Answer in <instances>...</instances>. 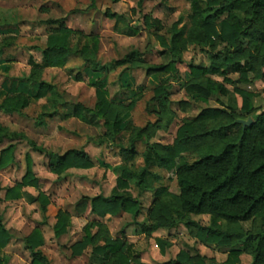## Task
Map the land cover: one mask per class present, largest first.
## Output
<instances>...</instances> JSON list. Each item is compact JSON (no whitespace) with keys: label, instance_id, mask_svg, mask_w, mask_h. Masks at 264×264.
Returning <instances> with one entry per match:
<instances>
[{"label":"rangeland","instance_id":"374dc122","mask_svg":"<svg viewBox=\"0 0 264 264\" xmlns=\"http://www.w3.org/2000/svg\"><path fill=\"white\" fill-rule=\"evenodd\" d=\"M90 5V0H0V99L17 94L33 97L35 87L21 83L19 79L29 77L32 63H43L41 51L45 49L47 37L57 28V25H48L49 21L63 20L77 32L71 37L72 46L79 42L85 44L82 40L84 35H97L96 59L100 67L106 68L105 71L93 72L82 59L70 56L63 67L45 68L35 75L36 79L57 85L64 93L66 103L59 115L45 119L42 126L38 125L37 119L46 103L44 99L31 100L29 107L20 115L0 113V124L25 135L55 156L76 150L86 152L92 160L90 169L69 170L58 179L48 168L55 163V158L33 152L24 140H6L0 145V149L14 145L13 162L0 171V213L12 234L11 242L3 251L9 258L8 264L31 262L23 239L42 220L36 202L40 193L49 202L48 226L42 228L45 244L40 250L52 264H102L103 260L93 255L92 249L102 246L103 239L108 237L121 239L131 264H172L180 253H187L189 257L199 255L206 259L205 264L224 263L231 250L241 249L236 243L237 235L251 231V222L231 225L221 222L222 230L233 236V244L227 247L205 246L196 239L195 229L183 225L170 231L152 232L149 236L142 232L143 226L149 225L148 211L159 199L155 195L157 191L166 190L163 196L165 204H174V197L179 193L175 172L178 167L192 161L189 154L177 158L171 172L152 168L151 172L159 175V180L149 191L141 192L130 182L128 192L140 200L139 217L133 219L121 213L104 219L105 225L95 233L92 248H86L80 256H73L70 248L80 240L83 227L91 220L83 200L112 194L119 175L114 173L115 167H143L142 155L150 144L172 145L180 126L192 121L205 108H220L218 100L223 106L239 109L242 100L236 90L251 94L255 107H264V69L261 73H245L243 60L239 61V70L230 68L224 76H206L223 82L229 93L223 98H211L207 103L200 102L195 94L186 91L191 83L189 66L210 65L208 55L200 49L192 47L183 54V64L177 65L175 79L171 80L172 75L162 71L150 70L171 61L162 43L168 42V31L178 21L188 26L190 4L187 0H98L94 8ZM80 35L83 36L80 38ZM221 49L217 47L212 51L216 53ZM134 52L138 54L134 62L117 65ZM167 77L170 78L169 95L158 100L154 90L162 86V80ZM224 79L230 82L226 83ZM94 83H105L112 110L121 114L122 125L115 144L103 140L105 130L102 121L83 112L89 121L85 123L74 115L77 106L94 109ZM129 104L133 105L131 110L127 109ZM136 130H142L143 135L135 144L136 155L126 161L124 152ZM27 154L33 160L39 186L37 189H25L23 195L21 191L19 200L8 202L4 200L5 191L21 181ZM66 212L72 216L67 224L68 232L56 238L53 230L55 219L57 221L59 213ZM191 219L202 227L210 223L207 215ZM157 239L164 240L169 246L162 250ZM239 264H252V257L241 254Z\"/></svg>","mask_w":264,"mask_h":264},{"label":"trees","instance_id":"16d2710c","mask_svg":"<svg viewBox=\"0 0 264 264\" xmlns=\"http://www.w3.org/2000/svg\"><path fill=\"white\" fill-rule=\"evenodd\" d=\"M90 1V7L94 8L98 0ZM187 1L190 4L188 26L178 21L168 31V42L165 40L162 43L171 61L150 70L162 71L172 75L171 80L175 79L178 74L177 65L183 64V54L192 47L200 49L208 55L210 65L189 66L191 83L186 91L195 94L200 102L207 103L211 98H223L229 94L223 82L207 78L208 74L224 76L230 68L239 70L240 60L244 61L245 73H261L264 69V0ZM48 25H57V28L47 37L45 49L41 51L43 63H32L29 77L19 79V82L35 87L33 97L17 94L7 96L0 102V112L20 115L29 107L31 100L44 99L46 103L37 119L41 126L45 119L59 115L66 103L64 93L57 85L36 79L35 75L45 68L63 67L70 56L82 59L93 72L106 70L99 66L96 59L99 46L97 35H80L85 44L79 42L72 46L71 37L77 34L67 29L63 20L49 21ZM217 47L222 49L214 53L212 50ZM137 55L131 53L117 65L132 63ZM169 81V77L165 78L162 86L154 90L156 99L168 97ZM224 82L230 81L224 79ZM93 87L96 95L94 109L77 106L74 115L85 123L89 121L83 112L102 121L105 130L103 140L115 144L121 130V114L112 110L105 83H94ZM235 92L242 100L239 109L236 106H223L218 100L220 108H205L192 121L180 126L172 145L150 144L142 155L143 167H115L114 173L119 174L115 189L109 197L99 195L90 200L91 214L105 218L126 213L137 219L141 213V204L138 198L128 192L129 183H134L141 192L149 191L152 184L159 180V175L151 172L152 168L171 172L175 169V160L189 154L192 161L178 167L175 172L179 193L174 197V204H165L163 196L166 190L157 191L155 195L159 199L148 211L149 225H144L142 232L149 236L160 229L170 230L183 225L195 229V237L201 244L227 247L233 244V236L222 230L221 222L228 225L251 222V231L237 235L236 243H239L241 249L231 250L222 264H239L241 254L250 255L252 264H264V107H255L251 94L239 90ZM132 108V104L127 106L129 110ZM248 119L252 120V124L244 128L239 121ZM142 135V130H136L129 139L124 160L136 155L134 147ZM4 140H24L33 152L55 158V163L50 165V172L58 179L67 170H87L92 167L89 156L83 151L71 150L63 156H55L28 140L25 135L11 132L0 125V143ZM13 151L14 145L1 151L0 170L13 162ZM25 162L26 170L22 180L6 190V200H18L23 188H38V179L32 171L33 163L29 154ZM36 202L43 218L39 225H46L48 199L40 193ZM202 215L209 216V226L202 227L191 219ZM68 221L67 213H59L53 227L56 238L65 234ZM96 225L99 228L103 226L99 223ZM88 229L86 236L72 247L73 256H80L85 248L93 246L95 237L89 234ZM11 238L0 215V264L9 262L3 251ZM156 242L162 250L169 246L161 239ZM42 245L43 238L38 228L24 239V248L31 257L30 264H52L39 249ZM92 254L100 257L102 264H131L119 239L104 238L103 245L94 247ZM205 260L199 255L189 257L187 253H180L172 264H205Z\"/></svg>","mask_w":264,"mask_h":264},{"label":"crops","instance_id":"0c3cea01","mask_svg":"<svg viewBox=\"0 0 264 264\" xmlns=\"http://www.w3.org/2000/svg\"><path fill=\"white\" fill-rule=\"evenodd\" d=\"M64 24H65V27L67 28V29H70V30H72V31H74L73 29H71V28H69L67 25H66V22L64 21ZM75 33H77L76 31H74ZM92 34V33H91ZM88 35H90V34H88ZM41 55H42V53H41ZM11 96V95H10ZM5 97H7V96H3L1 99H0V102L5 98ZM1 114H3V115H5V116H11V115H7V114H4V113H2V112H0ZM12 115H17V114H12ZM0 125H2V124H0ZM3 126V125H2ZM4 127H6V126H4ZM8 128V127H7ZM9 129V128H8ZM10 130V129H9ZM12 132V131H11ZM16 133V132H15ZM7 141H9V142H13V141H10V140H7ZM16 141H19V140H16ZM4 142H6V140H4L2 143H0V145H2ZM41 147V146H40ZM5 148H7V147H4V148H2V149H0V153H1V151L2 150H4ZM84 152V151H83ZM86 153V152H85ZM53 154V153H52ZM87 154V153H86ZM88 155V154H87ZM63 156V155H62ZM13 157H14V151H13ZM32 159V158H31ZM91 162H92V160H90ZM32 163H33V160H32ZM49 168V171H50V166L48 167ZM5 169V168H4ZM4 169H1L0 171H2V170H4ZM70 170H73V169H70ZM75 170H80V169H75ZM32 171H33V164H32ZM69 170H67V172H68ZM82 171V170H81ZM66 172V173H67ZM33 173H34V171H33ZM56 176V175H55ZM57 177V176H56ZM58 178V177H57ZM21 180H22V178H21ZM19 182H21V181H19ZM19 182H16L15 184H17V183H19ZM15 184H14V186H15ZM13 186V187H14ZM12 188V187H11ZM10 189V188H9ZM25 189H28V188H23L22 189V195H23V192L25 191ZM31 189H34V188H31ZM21 198V197H20ZM19 198V199H20ZM18 199V200H19ZM92 198H87L86 200H83L84 202H86V209L88 210V214H89V216H91V220H90V222H88V223H86L85 224V226L83 227V234H82V237L80 238V240H78L77 242H75L73 245H72V247L76 244V243H79L85 236H86V229L89 227V229H88V231H89V234L91 235V236H95V233L96 232H98L99 230H100V228L96 225V223H99V224H101V225H105L104 224V219H106V218H109V217H111V216H106L105 218H100V217H98V216H95V215H92L91 214V207H90V200H91ZM4 200H6V191H5V194H4ZM6 201H8V202H12V201H15V200H6ZM67 214H69V220H71V214L69 213V212H66ZM0 215L3 217V222H4V225H5V221H4V216H3V214L2 213H0ZM42 216V215H41ZM139 217V216H138ZM46 218H47V220H46V225H43V226H40L39 224L42 222V220H43V218H42V220L37 224V226H35L31 231H30V233L26 236V237H28L30 234H31V232L35 229V228H38L39 230H40V232H41V234H42V238H43V245L41 246V247H43L44 246V244H45V239H44V236H43V232H42V228L43 227H47L48 226V216H47V213H46ZM114 218V217H113ZM55 222H56V219H55ZM6 227V226H5ZM68 227H69V225H68ZM68 227L66 228V232H65V234L64 235H66L67 234V232H68ZM95 227V228H94ZM7 229V228H6ZM95 230V231H93V230ZM165 231L164 229H160V231ZM171 230V229H170ZM169 230V231H170ZM9 231V230H8ZM159 230H157V231H155V232H158ZM10 232V231H9ZM11 234V233H10ZM12 235V234H11ZM64 235H62V236H64ZM62 236H60L59 238H61ZM25 237V238H26ZM24 238V239H25ZM125 239L127 238V237H124ZM24 239H23V246H24ZM111 239H114V238H111ZM11 240H12V238H11ZM11 240L9 241V243L11 242ZM119 240H121V239H119ZM8 243V244H9ZM8 246V245H7ZM6 246V247H7ZM72 247L70 248V249H72ZM89 247H91L92 248V246H88L87 248H89ZM6 249V248H5ZM25 249V248H24ZM39 249H41V248H39ZM86 249V248H85ZM75 257V256H74Z\"/></svg>","mask_w":264,"mask_h":264},{"label":"water","instance_id":"95a60500","mask_svg":"<svg viewBox=\"0 0 264 264\" xmlns=\"http://www.w3.org/2000/svg\"><path fill=\"white\" fill-rule=\"evenodd\" d=\"M239 123L245 128V127H248L252 124V120L248 119L246 121H239Z\"/></svg>","mask_w":264,"mask_h":264}]
</instances>
